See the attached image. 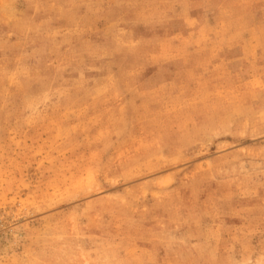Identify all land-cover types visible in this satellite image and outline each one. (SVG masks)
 I'll use <instances>...</instances> for the list:
<instances>
[{
  "label": "rangeland",
  "instance_id": "374dc122",
  "mask_svg": "<svg viewBox=\"0 0 264 264\" xmlns=\"http://www.w3.org/2000/svg\"><path fill=\"white\" fill-rule=\"evenodd\" d=\"M0 264H264V0H0Z\"/></svg>",
  "mask_w": 264,
  "mask_h": 264
}]
</instances>
